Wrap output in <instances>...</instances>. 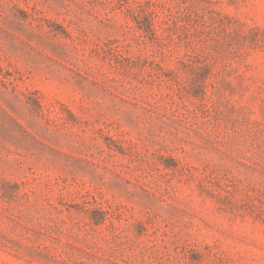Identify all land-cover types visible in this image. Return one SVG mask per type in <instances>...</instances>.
I'll return each mask as SVG.
<instances>
[{
    "label": "rangeland",
    "instance_id": "374dc122",
    "mask_svg": "<svg viewBox=\"0 0 264 264\" xmlns=\"http://www.w3.org/2000/svg\"><path fill=\"white\" fill-rule=\"evenodd\" d=\"M0 264H264V0H0Z\"/></svg>",
    "mask_w": 264,
    "mask_h": 264
}]
</instances>
